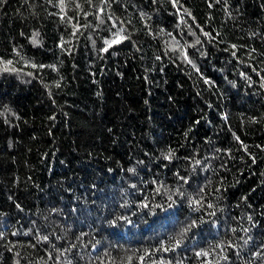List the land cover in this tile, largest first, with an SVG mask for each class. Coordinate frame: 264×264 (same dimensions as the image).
<instances>
[{"label":"trees","instance_id":"1","mask_svg":"<svg viewBox=\"0 0 264 264\" xmlns=\"http://www.w3.org/2000/svg\"><path fill=\"white\" fill-rule=\"evenodd\" d=\"M0 264H264V0H0Z\"/></svg>","mask_w":264,"mask_h":264},{"label":"snow or ice","instance_id":"2","mask_svg":"<svg viewBox=\"0 0 264 264\" xmlns=\"http://www.w3.org/2000/svg\"><path fill=\"white\" fill-rule=\"evenodd\" d=\"M114 42H117V43H118V42H119V40H116V41H114ZM105 50H106V49H105Z\"/></svg>","mask_w":264,"mask_h":264}]
</instances>
